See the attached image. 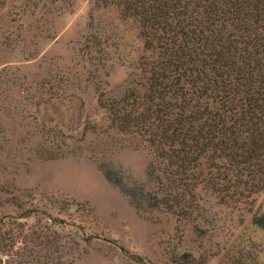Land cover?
<instances>
[{"label": "rangeland", "instance_id": "obj_1", "mask_svg": "<svg viewBox=\"0 0 264 264\" xmlns=\"http://www.w3.org/2000/svg\"><path fill=\"white\" fill-rule=\"evenodd\" d=\"M101 35L98 72L80 52ZM148 56L140 24L98 0H0L1 264H264V207L200 190L201 210L175 215L150 191L152 151L120 131L108 102ZM251 211V212H249Z\"/></svg>", "mask_w": 264, "mask_h": 264}, {"label": "trees", "instance_id": "obj_2", "mask_svg": "<svg viewBox=\"0 0 264 264\" xmlns=\"http://www.w3.org/2000/svg\"><path fill=\"white\" fill-rule=\"evenodd\" d=\"M99 1L139 22L148 53L121 95L99 96L117 128L152 151L154 188L130 192L133 203L193 216L207 189L252 205L264 191V0ZM93 37L80 52L98 53L99 72L110 53ZM250 224L264 231V207Z\"/></svg>", "mask_w": 264, "mask_h": 264}]
</instances>
